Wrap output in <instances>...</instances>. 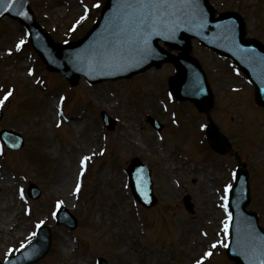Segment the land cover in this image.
Returning <instances> with one entry per match:
<instances>
[{
	"label": "rangeland",
	"instance_id": "rangeland-1",
	"mask_svg": "<svg viewBox=\"0 0 264 264\" xmlns=\"http://www.w3.org/2000/svg\"><path fill=\"white\" fill-rule=\"evenodd\" d=\"M29 2L42 27L59 43L81 37L89 29L98 16L94 5L101 0ZM209 2L217 12L239 13L246 35L264 44V0ZM82 6L88 8L89 15L79 24L82 27L72 30L84 15ZM21 40L24 44L17 51ZM28 45L21 25L6 18L0 21V99L9 90L13 93L2 106L0 128L13 129L24 138L21 150L0 151V258L8 245H18L29 231L34 233L35 224L48 217L52 202L63 197L58 186L66 182L68 189L76 163L88 156L82 195L63 204L79 218L76 228L69 230L47 220L53 241L37 264H95L97 256L110 264H232L223 256L219 235L222 213L215 191L231 184L234 160L230 155H209L203 138L205 115L194 105L172 103L169 112L179 119L177 128L170 125L169 113L162 114L160 106L170 103L165 94L173 68L166 65L129 80L92 85L80 78L70 86L59 75L46 71ZM190 52L211 87L212 118L250 170L248 207L258 209L264 223V109L254 104L244 76L228 60L205 50L197 41ZM57 101L61 113L56 110ZM101 111L116 120L113 131L106 132ZM183 112L188 119L183 120ZM145 115L163 123L158 134L145 123ZM233 115L242 122L235 121ZM256 139L257 149H252ZM134 155H140L151 168L157 197L156 205L148 211L137 205V218H133L136 209L129 201L123 172ZM66 167L72 169L68 181L62 175ZM29 182L41 191L35 201L18 195V188L25 192ZM185 195L194 205L193 214L182 206ZM24 202L30 207L27 216L23 214ZM7 228L12 231L6 232ZM19 233L22 237L16 239ZM211 242L217 245L215 255L206 259Z\"/></svg>",
	"mask_w": 264,
	"mask_h": 264
},
{
	"label": "water",
	"instance_id": "water-1",
	"mask_svg": "<svg viewBox=\"0 0 264 264\" xmlns=\"http://www.w3.org/2000/svg\"><path fill=\"white\" fill-rule=\"evenodd\" d=\"M8 2L9 0H4V3ZM174 2L177 7L168 9L164 23L152 34L144 33L147 45L130 28L121 31L116 27L119 0H108L99 23L82 40L65 46H53L49 43L27 13L26 0H14L7 11L0 4V12L3 13L0 17L8 15L18 18L30 30L32 44L48 68L58 71L71 83L79 75H83L88 81L98 82L108 78L129 77L150 66L171 62L177 67V76L172 80L175 95L191 99L203 109L210 101L207 90L203 87V76L197 71L195 63L186 56L189 39L196 37L236 61L256 86L257 101L264 106V49L258 44L244 41L239 19L231 14L214 18L207 0H188L190 7H182L184 0ZM158 40L176 47L181 53L177 57L170 56L158 47ZM138 48H146L147 51L140 52ZM187 79L191 80L193 87L191 91L186 88L189 92L184 94ZM208 134L211 135L208 136L211 144L216 146L220 140L219 133L212 125L208 128ZM220 149L221 152L226 151L222 141ZM244 175L239 169L231 191L234 238L228 255L238 264H261L264 257L260 256L258 249L264 245V232L256 227L255 219L243 211L248 201ZM46 248L47 246L40 256Z\"/></svg>",
	"mask_w": 264,
	"mask_h": 264
},
{
	"label": "snow or ice",
	"instance_id": "snow-or-ice-1",
	"mask_svg": "<svg viewBox=\"0 0 264 264\" xmlns=\"http://www.w3.org/2000/svg\"><path fill=\"white\" fill-rule=\"evenodd\" d=\"M12 2H14V0H9L8 3H4V0H0V4L3 5L4 11L8 10ZM94 6L99 7L100 5L97 4ZM190 6L191 5L188 2V0H184L182 7H190ZM175 7H177V4L174 2V0H119V3L117 4L116 17H115L116 27L120 28L121 31L125 30L126 28H130L138 36H141V38L143 39V44L147 45V36L144 35V33H147L148 35L152 34L159 25L164 23L168 13V9ZM84 11H85V16L81 17L82 20L86 18L88 9L85 8ZM2 14L3 13L0 12V15ZM23 44H24V40H21L16 45L17 51L20 50V47ZM137 50L140 52L147 51L146 48H138ZM29 75H32V73L29 72ZM12 94H13L12 91L9 90L3 96V99H0V107L4 105L5 101H7L9 97L12 96ZM89 159L90 157L85 156L80 161L81 176H83L84 174L83 169L85 168L86 162L89 161ZM80 187H81L80 183L77 182L75 185L74 194L79 193ZM230 190H231V185H228L224 188V203L221 205L225 215L228 217V219L224 221V227H223L225 239H227L229 224L231 222V215L229 214V210H228V193L230 192ZM20 198L23 199V190H21ZM60 206L61 203L58 202L56 208L59 209ZM55 215L56 213L54 212L53 216ZM40 226L41 225L38 224L36 227L39 228ZM35 235L36 233H32V236ZM221 246L227 248L228 244L224 243ZM216 247H217L216 244L212 245V248H216ZM258 251L260 256L264 257V245H261ZM9 255H11V250H9ZM211 255L212 253L210 252L204 254L205 258ZM197 264H202V261H197ZM261 264H264V260H262Z\"/></svg>",
	"mask_w": 264,
	"mask_h": 264
},
{
	"label": "bare ground",
	"instance_id": "bare-ground-1",
	"mask_svg": "<svg viewBox=\"0 0 264 264\" xmlns=\"http://www.w3.org/2000/svg\"><path fill=\"white\" fill-rule=\"evenodd\" d=\"M51 110H52V108H51ZM71 174H72V169L70 170L68 167H66V168L63 170V172H62V175L67 176V177H66L67 181L70 180ZM65 183H66V182H63L62 184H60V185L58 186V191L61 192V193H63V194L66 196V195H68V194H67L68 191H67V189H66V184H65ZM60 242H61V244H64V245H65V243L62 242V239H60Z\"/></svg>",
	"mask_w": 264,
	"mask_h": 264
}]
</instances>
